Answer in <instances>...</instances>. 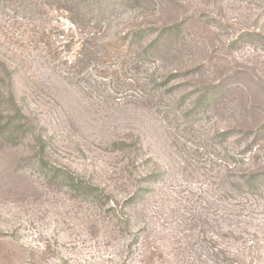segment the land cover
Instances as JSON below:
<instances>
[{"label":"rangeland","instance_id":"1","mask_svg":"<svg viewBox=\"0 0 264 264\" xmlns=\"http://www.w3.org/2000/svg\"><path fill=\"white\" fill-rule=\"evenodd\" d=\"M252 173L264 0H0V264H264Z\"/></svg>","mask_w":264,"mask_h":264},{"label":"trees","instance_id":"2","mask_svg":"<svg viewBox=\"0 0 264 264\" xmlns=\"http://www.w3.org/2000/svg\"><path fill=\"white\" fill-rule=\"evenodd\" d=\"M96 1V0H94ZM126 37H119L113 41H110L106 44L107 52L109 53H121L122 52V45L126 44ZM43 164L46 163L44 158H41ZM53 176L57 179L63 178V182L71 188V190L75 192H82L83 195L85 194L88 197H94V199L100 200L101 195L99 194L100 188L93 185L90 181L83 180L82 178H77L73 173L69 170H66L60 175L58 172L53 173ZM261 178H264V175L259 173H252L251 176L246 179V184H254Z\"/></svg>","mask_w":264,"mask_h":264}]
</instances>
